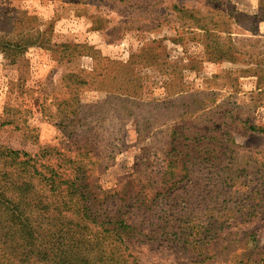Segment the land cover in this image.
<instances>
[{
	"label": "rangeland",
	"instance_id": "rangeland-1",
	"mask_svg": "<svg viewBox=\"0 0 264 264\" xmlns=\"http://www.w3.org/2000/svg\"><path fill=\"white\" fill-rule=\"evenodd\" d=\"M62 97L75 129L58 123ZM5 106L36 140L0 120L1 144L77 156L102 189L129 183L139 198L140 183L163 181L184 123L264 166V134L244 127L264 125V0H0V116ZM242 231L264 250V214L229 238ZM128 245L139 264L191 258L160 240Z\"/></svg>",
	"mask_w": 264,
	"mask_h": 264
},
{
	"label": "trees",
	"instance_id": "trees-1",
	"mask_svg": "<svg viewBox=\"0 0 264 264\" xmlns=\"http://www.w3.org/2000/svg\"><path fill=\"white\" fill-rule=\"evenodd\" d=\"M65 77L74 95L79 76ZM68 98L59 102L63 131L77 123ZM17 112L5 106L1 124L35 141ZM244 125L264 134V125ZM172 136L163 181L148 189L140 183V198L129 183L102 189L77 156L52 158L48 147L30 153L0 143V264H139L128 243L156 240L191 254L183 264H212L227 254L238 263L264 264L255 233L229 238L233 228L264 214V166L251 164L254 157L235 160L238 151L225 133L207 138L184 123Z\"/></svg>",
	"mask_w": 264,
	"mask_h": 264
}]
</instances>
